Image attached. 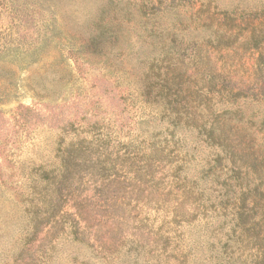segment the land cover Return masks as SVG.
<instances>
[{
  "label": "rangeland",
  "instance_id": "rangeland-1",
  "mask_svg": "<svg viewBox=\"0 0 264 264\" xmlns=\"http://www.w3.org/2000/svg\"><path fill=\"white\" fill-rule=\"evenodd\" d=\"M0 50V264H264V0H0Z\"/></svg>",
  "mask_w": 264,
  "mask_h": 264
},
{
  "label": "trees",
  "instance_id": "trees-1",
  "mask_svg": "<svg viewBox=\"0 0 264 264\" xmlns=\"http://www.w3.org/2000/svg\"><path fill=\"white\" fill-rule=\"evenodd\" d=\"M55 27H52V30H50L51 34H54ZM50 36H47L45 40H43V44L48 42ZM42 47H38L36 49L40 50ZM32 52L31 49H29L28 53H35ZM3 55V51L0 50V56ZM33 54H27L23 57V60L25 63H30L34 62L37 55L39 53L34 54L35 56H32ZM34 57V58H32ZM63 156L61 159V164H60V174L59 175H54L52 179V184L56 185L59 181V184L70 186L74 182V178H76L77 173L83 172L87 174H93V169L95 165L93 164L94 162H89L88 159L90 157L89 154V145L86 144L85 140H79V141H70L66 144L64 150H63ZM87 157V158H86ZM91 161V159H90ZM91 163L93 165H91ZM92 169V170H91ZM91 170V171H90ZM55 174V173H54ZM62 189V186H61ZM74 209H76L75 215L77 219L75 221L79 222H86V217L83 216V214L80 211V209H83L82 207L79 206V204L75 202L74 204ZM40 216H37L36 218V226H35V233L40 232V225L42 226L43 220H40Z\"/></svg>",
  "mask_w": 264,
  "mask_h": 264
}]
</instances>
